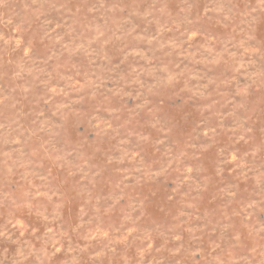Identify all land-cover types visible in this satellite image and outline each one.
Returning a JSON list of instances; mask_svg holds the SVG:
<instances>
[{"label": "rangeland", "instance_id": "obj_1", "mask_svg": "<svg viewBox=\"0 0 264 264\" xmlns=\"http://www.w3.org/2000/svg\"><path fill=\"white\" fill-rule=\"evenodd\" d=\"M0 264H264V0H0Z\"/></svg>", "mask_w": 264, "mask_h": 264}]
</instances>
